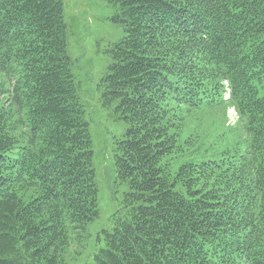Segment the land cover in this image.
<instances>
[{"label":"trees","instance_id":"obj_1","mask_svg":"<svg viewBox=\"0 0 264 264\" xmlns=\"http://www.w3.org/2000/svg\"><path fill=\"white\" fill-rule=\"evenodd\" d=\"M107 1L123 36L98 87L127 125L125 192L86 264H264V0ZM226 104L231 149L181 141ZM92 159L62 1L0 0V264L68 263L98 216Z\"/></svg>","mask_w":264,"mask_h":264},{"label":"rangeland","instance_id":"obj_2","mask_svg":"<svg viewBox=\"0 0 264 264\" xmlns=\"http://www.w3.org/2000/svg\"><path fill=\"white\" fill-rule=\"evenodd\" d=\"M61 1L66 51L71 60L76 93L88 122L98 204V216L86 226L82 246L71 245L67 264H86L103 247V231L111 229L113 215L119 209L125 192L124 185L116 184L113 148L115 141L123 137L127 125L114 113L115 104L101 105L102 89L98 87L111 62L107 51L120 40L123 30L121 24L113 22L116 7L107 0ZM227 97L225 93L224 98ZM236 120L237 115L228 104L224 108L205 109L187 119L180 139L190 138L199 154L207 152L211 155L215 151L217 158L239 141L237 130H234Z\"/></svg>","mask_w":264,"mask_h":264}]
</instances>
